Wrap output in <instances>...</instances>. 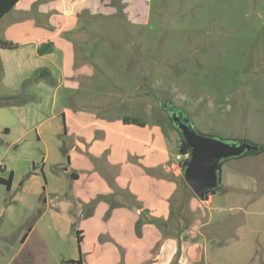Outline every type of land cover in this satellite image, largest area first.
Returning <instances> with one entry per match:
<instances>
[{
  "label": "crops",
  "instance_id": "1",
  "mask_svg": "<svg viewBox=\"0 0 264 264\" xmlns=\"http://www.w3.org/2000/svg\"><path fill=\"white\" fill-rule=\"evenodd\" d=\"M112 2L20 0L0 19V40L16 46L0 48L13 53H0V79L8 72L13 83L1 95L0 109L4 115L13 108L9 116L16 123L14 130L5 126L3 134L15 131L21 141L35 130L44 141V137L57 139L63 131L73 145L64 169L72 178L70 190L44 199L46 209L38 213L36 224L44 218L45 223L38 225V233L36 226L30 229L19 247L11 245L12 233L0 235V264H15L22 252L27 257L38 250L43 253L51 234L64 236L75 225L83 233L84 256L79 258H85L84 264H264V160H259L264 151L236 158L244 164L228 169L224 181L221 172L216 193L199 202L193 210L199 212L197 218L187 219L179 231L172 210L183 190L177 182L182 170L175 158L170 160L161 129L148 133L146 124L111 122L104 115L96 118L92 107L103 109L108 104H88L89 97L74 98V113L58 103L62 87L72 85L78 93L85 92L95 81L91 53H78L75 41L94 18L117 13ZM145 2L135 0L133 8L144 13ZM6 59L11 63L3 67L1 60ZM83 84L87 88L80 87ZM37 115L36 123L29 122ZM14 188L12 181L10 190ZM36 258V264H50L44 256ZM77 260L73 256L68 262ZM20 261L34 264L31 258Z\"/></svg>",
  "mask_w": 264,
  "mask_h": 264
},
{
  "label": "rangeland",
  "instance_id": "2",
  "mask_svg": "<svg viewBox=\"0 0 264 264\" xmlns=\"http://www.w3.org/2000/svg\"><path fill=\"white\" fill-rule=\"evenodd\" d=\"M134 1L113 0L118 10L114 16L94 18L85 27L80 41H75V49L91 53L88 57L96 79L85 92L78 93L72 85L62 87L58 103L74 113V98L89 97L88 104H108L103 109L92 107L96 118L104 119V115L111 122L137 120L139 126L146 124L148 133L155 127L161 129L172 162L182 138L165 110L170 104L182 109L203 135L264 147V0H145L144 13L133 8ZM128 7L129 13L125 12ZM86 17L80 20L82 25ZM1 62L4 67L11 60ZM12 86L8 72L3 74L0 98ZM7 109L4 115L0 109V178L8 179L13 173L15 188L8 191L0 184V235L12 233L11 245L19 247L20 239L30 229L36 226L38 233V225L45 223L44 218L36 224L38 213L46 209L44 199L70 190L72 178L64 169L73 145L63 131L57 139L44 137V141L35 130L21 141L15 131L3 134L5 126L14 130L16 124L9 116L13 108ZM37 118L29 122L36 123ZM240 161L232 159L223 164V181L228 169L244 164ZM181 194L183 191L174 203L179 213L174 223L179 231L201 201L193 193L188 198ZM24 200H28L26 205ZM78 231L81 229L75 225L64 236L51 234L43 253L38 250L27 257L22 252L15 264H21V257L24 262L31 258L34 264L41 256L50 264H68L73 256L79 260L84 254L77 244ZM88 236L91 242L92 234Z\"/></svg>",
  "mask_w": 264,
  "mask_h": 264
},
{
  "label": "water",
  "instance_id": "3",
  "mask_svg": "<svg viewBox=\"0 0 264 264\" xmlns=\"http://www.w3.org/2000/svg\"><path fill=\"white\" fill-rule=\"evenodd\" d=\"M169 115L182 140L191 149L190 158L182 170L183 179L201 201L207 200L220 187L222 166L226 161L261 150L248 141H226L203 135L187 115L179 118L173 111Z\"/></svg>",
  "mask_w": 264,
  "mask_h": 264
},
{
  "label": "trees",
  "instance_id": "4",
  "mask_svg": "<svg viewBox=\"0 0 264 264\" xmlns=\"http://www.w3.org/2000/svg\"><path fill=\"white\" fill-rule=\"evenodd\" d=\"M20 0H0V19L1 18H3L6 14H8L12 9H13V7L19 2ZM0 48H2V49H14V48H16V46L14 45V44H12V43H10V42H7V41H3V40H0ZM40 53H44L43 51H42V49L40 50ZM125 122L126 123H130V122H133V123H135V124H138V125H140L141 123H139V121H137V120H132V119H129V118H127V119H125ZM261 150L262 151H264V147H261ZM179 151H180V153H182V154H187V153H190L191 154V149L187 146V144L181 139V145H180V149H179ZM187 163H184V165H183V168H184V166L186 165ZM12 181H13V173H10V175H9V178L8 179H3V178H0V184H3V185H5L6 187H7V190L9 191L10 190V188H11V184H12ZM177 182H178V184L183 188V197H185V198H188L189 196H191V194L193 193L192 191H191V189L187 186V184L185 183V181H184V179H183V177H181V178H179V179H177ZM192 192V193H191ZM216 193V191L215 192H213L212 193V195L213 194H215ZM194 197V196H193ZM172 214H173V216L175 217H178L179 216V213L178 214H176V212H175V210H174V205H173V210H172ZM192 215H193V220L195 219V217L197 216V215H199V212L197 211V212H193L192 213ZM185 222H186V218H185ZM78 234V242H79V244L82 242V234H81V232H78L77 233ZM26 236V235H25ZM68 264H83V261H82V259L80 258L79 260H77V261H70V262H68Z\"/></svg>",
  "mask_w": 264,
  "mask_h": 264
},
{
  "label": "built area",
  "instance_id": "5",
  "mask_svg": "<svg viewBox=\"0 0 264 264\" xmlns=\"http://www.w3.org/2000/svg\"><path fill=\"white\" fill-rule=\"evenodd\" d=\"M190 153L182 154L178 153L175 157L176 165L179 167L180 170H183L184 163H187L188 159L190 158Z\"/></svg>",
  "mask_w": 264,
  "mask_h": 264
},
{
  "label": "flooded vegetation",
  "instance_id": "6",
  "mask_svg": "<svg viewBox=\"0 0 264 264\" xmlns=\"http://www.w3.org/2000/svg\"><path fill=\"white\" fill-rule=\"evenodd\" d=\"M165 110L168 112V114H169V112L170 111H173L174 113H176L177 114V116L179 117V118H183L185 115H186V113L182 110V109H180V108H178V107H175V106H173V105H169V107H168V109H167V107L165 108ZM175 127V126H174ZM176 128V127H175Z\"/></svg>",
  "mask_w": 264,
  "mask_h": 264
}]
</instances>
